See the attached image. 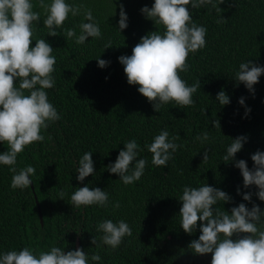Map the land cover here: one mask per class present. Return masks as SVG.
<instances>
[{
  "label": "trees",
  "instance_id": "trees-1",
  "mask_svg": "<svg viewBox=\"0 0 264 264\" xmlns=\"http://www.w3.org/2000/svg\"><path fill=\"white\" fill-rule=\"evenodd\" d=\"M69 2L92 9L102 38H89L82 45L74 37L67 38L63 29L74 28L79 33L83 18L79 15L69 16L57 35L49 36L42 23L46 12L33 0L34 10L41 14L33 36L45 38L56 57L55 86L46 91L60 119L41 130L43 141L25 146L17 155V170L26 165L35 169L29 187L13 189V173L9 166L0 165V252L22 247L40 251L53 245L70 251L79 241L85 253L101 256L92 264H211V253L196 254L189 248L191 241L199 238L200 221L191 234L180 227L182 202L178 198L184 185L207 183L231 197L229 202L218 204L229 214L240 203L249 209L253 203L264 209V201L255 194L256 186L245 188L234 161L222 159L231 139L239 136L247 140L235 159L246 161L249 169L254 166L251 156L264 151V75L254 85V92L234 79L241 61L264 66V0H224L215 8L204 5L191 9L193 21L207 29L206 46L189 54L186 62L190 67L180 76L189 85L199 79L200 89L193 94V105L170 102L159 112L137 91L138 85L127 82L118 60L131 55L142 36L163 31V26H156L141 13V8L151 7L154 0ZM120 5L128 17V26L121 33ZM107 41L112 47L104 49ZM34 45L32 41L30 46ZM99 56L109 62L106 67L98 66ZM221 89L230 98L228 105L220 106L216 101ZM241 97L243 106L238 102ZM246 108L250 109L247 115ZM214 121H219L220 128L214 127ZM161 129L177 136L176 143L181 145L166 167L154 166L151 153L144 148ZM203 132L209 133L206 143L196 140ZM132 138L142 149L138 158L148 162L140 180L125 186L117 174L102 173V167L114 162L124 148L123 142ZM7 147L6 142L0 143V152ZM86 151L92 152L98 169L82 183L76 180L75 169ZM205 151L208 159L203 161ZM85 184L107 191L109 206H73L71 193ZM245 192L252 194L251 202L243 200ZM112 202L120 206L113 208ZM102 219H124L132 235L116 249L95 247L91 240L101 235L96 225ZM232 238L238 237L234 234Z\"/></svg>",
  "mask_w": 264,
  "mask_h": 264
},
{
  "label": "clouds",
  "instance_id": "clouds-1",
  "mask_svg": "<svg viewBox=\"0 0 264 264\" xmlns=\"http://www.w3.org/2000/svg\"><path fill=\"white\" fill-rule=\"evenodd\" d=\"M217 2L222 4L224 0H154L151 7L145 5L141 8L142 15L156 26H163V31L142 36L132 48V54L122 55L118 60L123 65L127 82L138 85L137 91L148 99L155 111L159 112L163 105L170 102L179 106L194 104L193 94L200 89V80L189 85L180 73L190 67L186 62L189 54L206 46L207 29L193 21L191 9L204 5L215 8ZM36 3L46 12L42 23L48 29L49 36L57 35V29L69 16L79 15L83 17L78 25L79 33L74 28H66L63 29L65 36L74 37L75 42L81 45L89 38H102L92 9L84 7L82 3L78 5L69 0H36ZM40 15L34 10L33 0H0V143L6 142L8 145L7 151L0 152V165L9 166V171L13 173L10 183L13 189L29 187L35 171L31 165L17 170V155L25 146L43 141L41 130L60 119L46 91L55 86L54 50L45 38L33 36L35 26L40 23ZM127 20L124 7L120 5V33L127 28ZM32 41H35L34 46H30ZM109 47H112L111 41L104 44V49ZM96 60L100 68L109 63L100 56ZM261 75H264V66L246 60L239 63L234 79L254 92V85ZM216 101L224 106L230 103V98L221 89ZM238 102L242 106L245 104L243 97ZM249 111L246 108L245 114ZM213 124L220 128L219 121ZM176 140L177 136L161 129L151 143L144 145L151 153L154 166L168 165L173 154L181 147ZM196 140L208 142L209 133L198 134ZM246 140L245 136L231 139L222 159L224 162L234 161L243 177L244 187L255 185L258 189L256 196L264 201V151H257L251 156L254 162L252 169H249L246 161L235 159ZM123 144L124 148L119 151L115 161L106 166V170L117 174L119 181L127 186L140 180L148 161L143 157L138 158L142 149L135 138ZM207 159L208 152L205 151L203 161ZM75 173L76 180L82 183H85L86 177L94 176L96 172L91 151L80 156ZM237 192L240 194L239 189ZM251 195L245 192L242 198L251 202ZM178 200L182 202L180 227L186 233L191 234L197 227V221H200L199 238L189 244L194 253H211V264H264V209L255 203L251 209L240 203L232 207L229 214L221 210L218 204L229 202L231 197L207 183L198 187L184 185ZM70 201L75 207H108L110 198L107 191L85 184L75 188ZM119 206V202H112L113 208ZM96 231L101 235L99 238L93 236L91 243L97 248L106 245L116 249L126 236L132 235V229L124 219H102L97 223ZM234 234L238 238L233 239ZM77 244V248L70 251L53 245L40 251L22 247L0 252V264H92L101 260L98 253L89 255L79 248V241Z\"/></svg>",
  "mask_w": 264,
  "mask_h": 264
},
{
  "label": "rangeland",
  "instance_id": "rangeland-1",
  "mask_svg": "<svg viewBox=\"0 0 264 264\" xmlns=\"http://www.w3.org/2000/svg\"><path fill=\"white\" fill-rule=\"evenodd\" d=\"M94 169H95V172H96V170L98 169V167L94 165ZM102 171H101L102 173H106V166H105V168L102 167ZM101 175H104V174H101ZM98 176H99V174H98ZM111 177H112V175H111ZM112 178L113 179H116V177H112Z\"/></svg>",
  "mask_w": 264,
  "mask_h": 264
},
{
  "label": "water",
  "instance_id": "water-1",
  "mask_svg": "<svg viewBox=\"0 0 264 264\" xmlns=\"http://www.w3.org/2000/svg\"><path fill=\"white\" fill-rule=\"evenodd\" d=\"M36 198V197H35ZM36 202H37V205H38V207H39V202L37 201V198H36ZM40 215V220H41V223H43V216L41 215V214H39ZM78 245V244H77Z\"/></svg>",
  "mask_w": 264,
  "mask_h": 264
}]
</instances>
